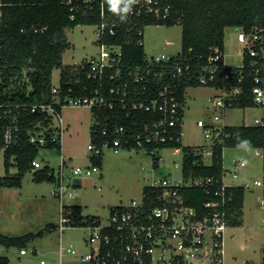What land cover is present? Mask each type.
Returning <instances> with one entry per match:
<instances>
[{"label": "built area", "instance_id": "1", "mask_svg": "<svg viewBox=\"0 0 264 264\" xmlns=\"http://www.w3.org/2000/svg\"><path fill=\"white\" fill-rule=\"evenodd\" d=\"M84 1L89 4L96 0ZM67 2L71 4L72 0ZM126 7L129 10L124 11L123 14L122 21L125 22L133 20V17L148 15H155L158 19L161 15L167 17L170 9L169 5H163L160 0H134V3L122 9ZM161 11L163 14H160ZM120 21L104 19L97 24L98 40L105 34H116V27ZM138 33L144 36V30H139ZM261 33L262 29L250 32L241 30L238 34V40L248 49L251 56L258 55L255 45L262 41ZM98 44L99 54L84 60L81 64L88 65V76L100 81L99 88L93 93L74 94L61 99V96L59 97L61 89L55 86L53 92L56 98L53 103L34 104L29 107L31 112L39 110L45 113V122L49 120L48 124L39 121L28 129L29 142L39 146H46L49 141L63 143L65 126L62 112L63 107L68 104L111 109L120 106L130 111H151L159 114V117L146 131L132 136L124 126L104 128L101 139L97 140L99 136L92 139L88 149L91 151L92 159L98 158L103 155L105 148H112L118 153L120 148L125 147L124 140L130 143V138H133L134 147L157 156L159 166L163 161L160 154L162 149L171 147L174 149V154L182 151L180 146L168 145L181 142L183 134L180 130L183 122L182 105L177 91L179 82L196 79L199 85L208 86L216 81L226 66L231 65L226 63L225 54L220 48H216L208 64L198 68L196 76L191 65L186 62L187 58L182 62H175L177 55L162 53L151 59L146 56L143 65L129 72L132 80L128 79V81L124 80L126 72L122 68L121 45L102 41H98ZM239 67H243V63ZM254 78L253 100L261 106L264 104V75L261 76L257 70ZM105 79L120 80L122 85L116 87L111 83L107 87L103 83ZM241 80L240 77L239 81ZM212 87L219 92L213 97L212 115L208 119L197 121L198 126L203 129L205 143L196 146L195 154H199L201 161L207 166H211L215 159L219 161L221 157L223 165L221 177L186 176L182 165L181 180L174 181L165 177L151 185H146L153 191L144 190L141 200L134 199L130 205L113 208L108 224H103L101 221L97 225L86 226L91 229L84 240L87 250L75 256L72 263L68 264H224V233L230 226V204L234 199L230 189L240 186L228 182V169L224 166V154L227 148L224 141L229 136L225 130L228 126L226 117L227 110L235 108L242 89L239 86L227 85ZM27 109V106L0 99V154H4L5 157L8 150L21 143L25 127L21 123L20 114ZM260 122L261 118L255 119V124ZM164 145L166 147L162 148ZM220 145L222 149L218 152L216 148ZM257 153L259 154V151ZM208 159L211 160L210 163H207ZM94 165L99 168V165ZM237 165L244 166L245 163L237 161ZM32 166L35 170L42 167L38 157L32 160ZM91 168V166H71L67 158L62 156L56 176L57 188L54 191L61 202V217L58 223L61 232L75 227L71 216L72 210L69 207L73 204L66 203L65 199L75 196L76 193L71 189H75L84 177L92 174ZM228 174L234 179L239 177L237 170H229ZM254 184L261 189L264 224V174L263 178L255 180ZM191 187L202 188L208 195V200L203 203L201 210L187 205V198L182 191ZM151 191L154 195H150ZM65 251L72 253L73 249L65 248L60 244L58 264H66L63 261ZM20 254H28V248L21 249ZM53 263L54 261L44 258L37 262V264Z\"/></svg>", "mask_w": 264, "mask_h": 264}, {"label": "trees", "instance_id": "2", "mask_svg": "<svg viewBox=\"0 0 264 264\" xmlns=\"http://www.w3.org/2000/svg\"><path fill=\"white\" fill-rule=\"evenodd\" d=\"M103 2V3H102ZM163 5H169V15L133 17L131 21H122L127 0H96L86 3L84 0H0V99L11 103L27 106L21 112V123L25 127L19 146L8 150L5 163L7 174L0 177V187L22 186V180L27 171L33 170L32 160L38 157L41 148L62 150V143L49 141L46 146L32 144L28 139V129L39 121L45 122V113L31 112L29 107L34 104L53 103L56 94L53 92V72L62 68L58 89H61V99L74 94L93 93L100 86V81L88 76V65H63L64 53L72 47L66 30L79 24H100L104 19L121 20L116 27V34H105L98 41L121 45L122 68L124 80H132L129 72L145 63L144 36L139 30L152 24L172 26L182 25V49L175 57V62L187 58L197 76L199 67L208 64V60L216 48L225 54V29L238 27L247 32L262 29L263 39L255 45L258 55L251 56L248 49L243 50V67L226 66L216 81L208 86L230 87L239 86L242 93L235 103V108L259 107L254 100L252 88L255 85V73L259 70L264 75V0H160ZM75 6V7H74ZM153 14V13H151ZM160 14H163L161 11ZM97 41V42H98ZM222 64L224 61H221ZM228 75V76H226ZM227 77V78H226ZM242 78L239 81V78ZM129 81V80H128ZM107 87L112 83L120 87V80L104 82ZM159 85V84H156ZM191 86H201L196 79L181 81L178 85V97L182 105L181 118H184L186 90ZM263 115L261 122L254 125H228L225 127L229 136L225 138L227 148L242 147L260 149L264 152V104L261 105ZM97 123L92 128V139H101L104 128L124 126L132 136L146 131L159 114L145 110H126L120 106L115 108H92ZM49 123V120L45 122ZM183 132V128L180 127ZM124 140L127 149H134L135 141ZM180 146L184 154L183 172L186 176H215L220 178L223 172L222 158L215 159L211 166L201 161V156L195 154L196 146L183 145L181 142L168 144ZM166 146H162L165 148ZM220 152L222 145L218 146ZM153 164L158 167L157 156H152ZM14 160V162H13ZM101 166L102 156L93 158ZM17 166V175H11L10 166ZM264 171V169H263ZM35 179L38 182H57L51 168L36 169ZM144 190H152L147 186ZM234 199L230 204V225L242 223V208L244 206L245 188L234 186L231 189ZM153 191V190H152ZM150 195H154V193ZM187 205L202 209L208 195L199 187L183 189ZM75 227L97 225L100 217L84 215L81 205L69 206ZM50 225L38 232H28L22 235L9 236L0 231V248L17 247L20 250L28 248L30 242L43 237ZM58 227V225H57ZM0 264H10L7 256H0Z\"/></svg>", "mask_w": 264, "mask_h": 264}, {"label": "rangeland", "instance_id": "3", "mask_svg": "<svg viewBox=\"0 0 264 264\" xmlns=\"http://www.w3.org/2000/svg\"><path fill=\"white\" fill-rule=\"evenodd\" d=\"M97 25L79 24L68 28L66 35L72 47L63 56V65H78L100 52ZM241 31L238 27L225 29V60L228 65L240 66L243 62L244 45L238 40ZM144 49L148 59L162 53L177 55L182 49V25L172 26L152 24L144 27ZM62 68L53 72V84L59 85ZM219 91L212 86H191L186 90L184 105L183 145L198 146L205 143L204 132L198 126L199 119L209 118L213 113V97ZM263 115L262 107L230 108L227 110L228 125H254L255 119ZM62 117L65 131L62 150L41 148L38 155L42 167L49 166L54 175H58L62 156L71 166H91L92 174L84 177L75 189L74 197H67L66 203L81 205L84 215L100 217L108 224L111 211L117 206L130 205L132 200H141L144 186L151 185L165 177L171 180L182 179L183 151L174 154L167 147L160 151L163 161L158 167L153 164L151 154L143 149L120 148L116 153L105 148L102 165L97 168L92 159L88 144L92 140V128L97 123L91 107L68 104L63 107ZM57 122V120H55ZM259 151V154L257 153ZM224 166L228 169L227 180L245 187L244 224L237 229L230 225L224 233V264H264V224L261 205V189L254 184L264 174V152L254 148H226ZM243 161L244 166L237 165ZM14 162V160H13ZM211 160L208 159L207 163ZM176 163L178 165H176ZM229 170H237L239 177L234 179ZM35 169L27 171L22 186L0 187V231L5 235L17 236L28 232L46 229L43 237L30 242L28 254L21 255L17 247L0 248V256H7L10 264H37L41 259L54 261L59 259L60 244L72 247L73 252L65 251L64 263H72L79 254L86 252L84 240L91 229L70 227L61 232L57 225L61 217L60 198L54 191V182H38ZM11 175L19 170L12 164ZM66 172L68 170L66 169ZM7 174L5 155L0 154V177ZM36 250L35 252H33Z\"/></svg>", "mask_w": 264, "mask_h": 264}, {"label": "crops", "instance_id": "4", "mask_svg": "<svg viewBox=\"0 0 264 264\" xmlns=\"http://www.w3.org/2000/svg\"><path fill=\"white\" fill-rule=\"evenodd\" d=\"M233 184H236V183H233ZM244 200H245V199H244ZM244 206H245V202H244ZM244 206H243V208H242V211H243V215H242V223H241L240 225H232V227H235V228L239 229V228H241L242 225L244 224V218H243V216H244ZM58 260H59V259H55V262L58 263Z\"/></svg>", "mask_w": 264, "mask_h": 264}, {"label": "clouds", "instance_id": "5", "mask_svg": "<svg viewBox=\"0 0 264 264\" xmlns=\"http://www.w3.org/2000/svg\"><path fill=\"white\" fill-rule=\"evenodd\" d=\"M110 2H111V0H110ZM127 3L130 5V4L134 3V0H127ZM128 10L129 9L127 7L124 9L125 12H127Z\"/></svg>", "mask_w": 264, "mask_h": 264}]
</instances>
